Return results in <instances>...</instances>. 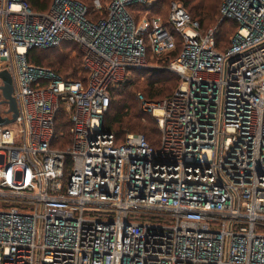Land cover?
I'll use <instances>...</instances> for the list:
<instances>
[{
    "label": "built area",
    "instance_id": "built-area-1",
    "mask_svg": "<svg viewBox=\"0 0 264 264\" xmlns=\"http://www.w3.org/2000/svg\"><path fill=\"white\" fill-rule=\"evenodd\" d=\"M155 2L91 12L54 0L38 12L0 0L1 71L18 109L0 125V264H264V0H224L206 31L176 1L166 20L138 16ZM225 22L238 29L219 50ZM178 37L180 54L154 63ZM63 42L80 47L86 80L28 61ZM151 68L180 79L160 101L136 93L158 145L142 133L118 143L104 126L112 95Z\"/></svg>",
    "mask_w": 264,
    "mask_h": 264
},
{
    "label": "trees",
    "instance_id": "trees-1",
    "mask_svg": "<svg viewBox=\"0 0 264 264\" xmlns=\"http://www.w3.org/2000/svg\"><path fill=\"white\" fill-rule=\"evenodd\" d=\"M83 3L87 5L89 10L93 12L95 7L94 2L95 0H81ZM109 1V0H104ZM183 2L182 5L188 10L191 17L198 21L200 24L201 30L205 26V22H213L215 21L217 15L219 14V5L221 0H201L199 3L193 4L195 0H181ZM29 5L34 11L38 12H45L48 11L50 8L53 0H27ZM106 2V3H107ZM166 0H157L155 5L150 10L151 14H159L161 4H164ZM105 3V4H106ZM135 10L140 11L141 9L137 6L134 7ZM170 9V6H169ZM169 12V10H168ZM167 12V13H168ZM163 14L164 20L168 18V14ZM94 15V19L99 18L101 15L100 13H92ZM160 15V14H159ZM223 25H226L228 31L224 34H220L218 41H217V48L219 50H224L227 47V44H230L231 36L234 35L238 29V25L225 22ZM222 25V26H223ZM235 27V28H234ZM208 30V29H207ZM234 30V31H233ZM202 31H206L205 29ZM229 31L230 34L229 35ZM181 39L177 38L176 48L170 50L169 52L165 53L163 56L158 58V60H154V63L160 66H168L170 61L175 59L181 52L182 44ZM70 44H74L72 42H63L60 46L47 48V49H40V48H33L28 51L27 59L30 63L51 67L49 69L55 71L61 77L65 79H73V80H86L87 73L83 72L82 70V63H83V55L82 51L79 49L77 44L76 46H68ZM47 50V52H43ZM42 51V52H41ZM41 52V53H40ZM81 68V75L80 73ZM164 75L170 76L165 77ZM141 80L145 81L146 84L150 88L149 96H146L149 100L160 101L163 100L175 91L179 84V77L174 74L173 72H169L167 70H151L146 69L143 72H140L136 76V80L133 85L129 88H122L117 89L112 95V104L109 108L108 113L104 119V126L107 130L114 132L116 134L117 142L121 143L124 140V134L130 131H137L136 133H142L146 136L148 141L152 145H158L159 142V128L156 119L152 116V114L146 113L142 111L140 107V103L137 101L135 87L137 88L138 85L143 83H138ZM156 83H158L156 85ZM167 84V85H166ZM160 85V88H158ZM165 85V87H164ZM171 90L164 96L163 93L167 90ZM142 92V91H141ZM128 96H134L137 104L139 105V110L141 113L136 112L134 114H130L131 107L128 106L125 102L120 105V101ZM159 97V98H158ZM120 105V106H118ZM115 106V107H114ZM125 110V112H124ZM143 114V115H142ZM152 116V117H150ZM60 122L57 124V130L64 131V136H61L57 142L56 146L59 148H66V146L70 145L71 143V134H70V121L68 116L65 114V111L62 110L59 114ZM152 118V119H151ZM135 133V132H133ZM158 136V138H157ZM157 139V140H156Z\"/></svg>",
    "mask_w": 264,
    "mask_h": 264
},
{
    "label": "rangeland",
    "instance_id": "rangeland-1",
    "mask_svg": "<svg viewBox=\"0 0 264 264\" xmlns=\"http://www.w3.org/2000/svg\"><path fill=\"white\" fill-rule=\"evenodd\" d=\"M54 1V0H53ZM81 1V0H80ZM155 1H157V0H155ZM174 1H176V2H183V1H181V0H166V2L164 3V4H161V6L159 7L160 8V11L158 12L159 14L157 15V14H147L146 12H143L141 15L139 14L138 16H147L148 15V18H150L151 16L153 17V16H160L162 19H164L163 18V16H165L166 15V13L168 12V10H169V6H170V4L172 3V2H174ZM201 0H195V2L193 3V4H196V3H199ZM209 1H211V0H209ZM214 1H216V0H214ZM223 1L224 0H221L220 1V5H219V9H220V7H221V5H222V3H223ZM82 2V1H81ZM107 1H104V0H95V2H94V5H96L97 3H101V5H105V3H106ZM53 3V2H52ZM85 4V3H84ZM182 4V3H181ZM52 5V4H51ZM145 11V10H144ZM163 14H165V15H163ZM168 14V13H167ZM219 21H220V11H219V14L217 15V17H216V19H215V21H213V22H205L204 24H205V26L203 27V29L202 30H207V29H210V28H214V27H216L217 25H218V23H219ZM223 25V24H222ZM221 25V27H220V30H221V34H224L226 31H228V28L226 27V25H223L222 26ZM235 28V27H234ZM234 31V30H233ZM231 33H230V31H229V35H230ZM232 35V34H231ZM233 36V35H232ZM232 36H231V38H232ZM231 42V41H230ZM228 45V44H227ZM68 46H76V45H74V44H70V45H68ZM77 47V46H76ZM79 47V46H78ZM79 49H80V47H79ZM81 50V49H80ZM42 52V51H41ZM40 52V53H41ZM43 52H47V50H44ZM160 66V65H159ZM1 67H2V62L0 61V72H1ZM43 67V66H42ZM45 67V66H44ZM46 68H51V67H46ZM52 69V68H51ZM151 70H166V68L165 69H163V68H151ZM167 71H169V70H167ZM55 72V71H54ZM170 72V71H169ZM172 73V72H171ZM79 75H81V68H80V73H79ZM165 77H170V76H167V75H164V78ZM64 78V77H63ZM170 78H172V77H170ZM12 81V78L10 77V76H7V77H5V79H4V81L2 82L1 81V84L2 85H4V86H6L7 84H9V82H11ZM138 83H143V84H140V85H138L137 86V88L135 87V91H142L146 96H148V97H150L149 96V92L151 91L150 90V88H148L149 86L146 84V82L145 81H143V80H141L140 82H138ZM158 83H156V85H157ZM167 85V84H166ZM164 87H165V85H164ZM158 88H160V85H159V87ZM171 90L169 89V90H167V91H165L164 93H163V95H161V96H164V95H166L167 93H169ZM15 92V88H14V86H12V88H11V90L9 91V93L10 94H13ZM159 98V97H158ZM126 103L128 106L130 105V107H131V110H130V114L132 115V114H134V113H136V112H139V113H141V111L139 110V105L137 104L138 102L136 101V99L134 98V96H128L127 98H124L123 97V100L122 101H120L119 103H120V105H121V103L123 104V103ZM120 105H118V106H120ZM115 107V106H114ZM124 112H125V110H124ZM143 115V114H142ZM150 117H152V116H150ZM153 118V117H152ZM151 118V119H152ZM10 119H12V113L9 111V101L6 99V97L4 96V94H3V92H2V89L0 88V124H5L7 121H9ZM12 124V123H11ZM9 125V124H8ZM133 132H137V131H130V132H126L125 134H124V137L128 134V133H133ZM157 138H158V136H157ZM157 140V139H156ZM4 160H5V157H4V155L3 154H0V166H2L3 164H4Z\"/></svg>",
    "mask_w": 264,
    "mask_h": 264
},
{
    "label": "water",
    "instance_id": "water-1",
    "mask_svg": "<svg viewBox=\"0 0 264 264\" xmlns=\"http://www.w3.org/2000/svg\"><path fill=\"white\" fill-rule=\"evenodd\" d=\"M7 76L11 77V75L6 70L0 72V88L2 89V92L4 96L6 97V99L9 101V111L12 113V119L7 121L5 124H0V125H8V124L14 123L18 115L16 100L12 96V94L9 93V91L11 90L13 86V81L9 82V84H7L6 86L1 84V81L3 82L5 77Z\"/></svg>",
    "mask_w": 264,
    "mask_h": 264
}]
</instances>
